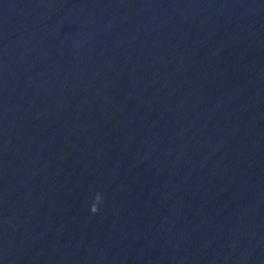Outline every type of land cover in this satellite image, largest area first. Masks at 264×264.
<instances>
[{
    "label": "water",
    "instance_id": "95a60500",
    "mask_svg": "<svg viewBox=\"0 0 264 264\" xmlns=\"http://www.w3.org/2000/svg\"><path fill=\"white\" fill-rule=\"evenodd\" d=\"M0 264H264V0H0Z\"/></svg>",
    "mask_w": 264,
    "mask_h": 264
},
{
    "label": "clouds",
    "instance_id": "9594fccd",
    "mask_svg": "<svg viewBox=\"0 0 264 264\" xmlns=\"http://www.w3.org/2000/svg\"><path fill=\"white\" fill-rule=\"evenodd\" d=\"M99 203H100V197H99V195H97L95 198V204L91 207V213L92 214H95L98 211L96 205Z\"/></svg>",
    "mask_w": 264,
    "mask_h": 264
}]
</instances>
